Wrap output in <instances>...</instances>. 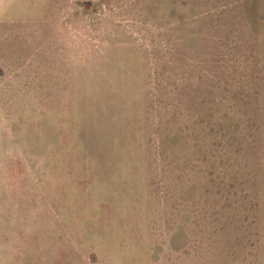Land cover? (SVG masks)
Returning <instances> with one entry per match:
<instances>
[{
    "label": "rangeland",
    "instance_id": "374dc122",
    "mask_svg": "<svg viewBox=\"0 0 264 264\" xmlns=\"http://www.w3.org/2000/svg\"><path fill=\"white\" fill-rule=\"evenodd\" d=\"M0 264H264V0H0Z\"/></svg>",
    "mask_w": 264,
    "mask_h": 264
},
{
    "label": "trees",
    "instance_id": "16d2710c",
    "mask_svg": "<svg viewBox=\"0 0 264 264\" xmlns=\"http://www.w3.org/2000/svg\"><path fill=\"white\" fill-rule=\"evenodd\" d=\"M247 0H244V3L246 2ZM100 3V5H102L103 6V3L102 2H99Z\"/></svg>",
    "mask_w": 264,
    "mask_h": 264
}]
</instances>
